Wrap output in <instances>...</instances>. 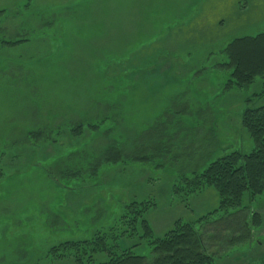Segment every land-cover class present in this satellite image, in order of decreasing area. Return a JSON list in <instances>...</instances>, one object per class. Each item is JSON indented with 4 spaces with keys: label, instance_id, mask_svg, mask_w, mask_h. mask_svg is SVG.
I'll return each mask as SVG.
<instances>
[{
    "label": "rangeland",
    "instance_id": "obj_1",
    "mask_svg": "<svg viewBox=\"0 0 264 264\" xmlns=\"http://www.w3.org/2000/svg\"><path fill=\"white\" fill-rule=\"evenodd\" d=\"M75 1L0 11V100L10 103L0 117V264H76L51 259L50 247L106 231L134 200L154 202L146 216L158 237L181 219L217 264H264V215L250 224L264 195L244 196L252 236L235 230L236 214L215 240L219 195L188 184L255 145L242 114L264 105V78L239 87L225 49L264 32V0ZM137 242L134 253L152 261L145 238L119 245Z\"/></svg>",
    "mask_w": 264,
    "mask_h": 264
},
{
    "label": "trees",
    "instance_id": "obj_2",
    "mask_svg": "<svg viewBox=\"0 0 264 264\" xmlns=\"http://www.w3.org/2000/svg\"><path fill=\"white\" fill-rule=\"evenodd\" d=\"M16 42L19 41L5 43ZM225 53L233 81L239 87L248 88L257 77L264 78V32L236 37L227 45ZM242 125L254 140V147L248 152L235 150L215 159L188 183L190 194L214 187L219 195V207L214 213L221 211L225 214L222 213L218 221L214 220L215 240L221 238V224L236 214L240 215L241 222L235 230L243 232L247 228L248 238L251 235L250 225L247 218L242 217L244 196L249 193L253 201L264 195V105L246 108L242 114ZM107 159L117 161L120 153L110 152ZM152 206L154 202L134 200L126 206L116 225L106 231H98L92 238L52 245L49 256L54 260L73 257L76 264H217L216 255L207 250L202 234L192 222L177 219L165 235L156 236L146 216ZM250 224L253 229L262 224L260 213L252 214ZM239 235L236 239H246L243 234ZM135 236L145 238L154 246L155 257L152 261L134 253L133 246L140 242L127 249L120 248L121 237ZM101 255H105V259L99 260Z\"/></svg>",
    "mask_w": 264,
    "mask_h": 264
},
{
    "label": "crops",
    "instance_id": "obj_3",
    "mask_svg": "<svg viewBox=\"0 0 264 264\" xmlns=\"http://www.w3.org/2000/svg\"><path fill=\"white\" fill-rule=\"evenodd\" d=\"M61 1V4L62 5H65L67 10L68 9H72L73 8V5L75 4H80L81 2L80 1H75V0H60ZM28 2V0H0V11L1 10H12V8L16 5H20V4H24ZM5 69V68H3ZM7 106V107H5ZM0 107L1 108H5V110H3V113L2 111H0V117H5L6 116V113H7V108L10 107V103H9V100H0ZM263 210V209H262ZM259 211L260 214L263 216L264 215V212L263 211ZM249 218V217H248ZM263 225V223H262ZM253 234H251L250 236H252ZM240 236V235H239ZM260 246H263V242L261 241Z\"/></svg>",
    "mask_w": 264,
    "mask_h": 264
}]
</instances>
